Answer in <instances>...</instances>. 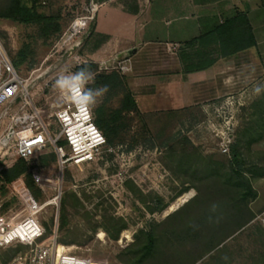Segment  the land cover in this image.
Segmentation results:
<instances>
[{"label":"rangeland","instance_id":"rangeland-1","mask_svg":"<svg viewBox=\"0 0 264 264\" xmlns=\"http://www.w3.org/2000/svg\"><path fill=\"white\" fill-rule=\"evenodd\" d=\"M136 1L121 2L133 7ZM166 1H171L167 8ZM90 3L45 0L40 9L58 15L61 25L47 39L40 38L36 26L0 20V41L10 61L22 43L30 44L32 58L16 70L30 79L32 99L46 116L62 104L55 87L58 76L95 61L92 48L103 37L92 35L94 20L80 37L82 45L71 54L55 44L74 19L91 13L95 19L98 7L91 9ZM174 5L175 0H156L145 6L142 17L198 19L186 7L175 13L169 8ZM98 71L110 70L98 64ZM87 87L92 88L91 81ZM120 98L118 92L100 97L90 107L93 121L97 106L105 103L106 112L119 109ZM105 140L90 162L71 160L61 168L49 148L29 160L40 194L34 195L22 176L10 184L0 182L4 207L24 214L50 202L36 215L46 237L56 231V241L67 251L92 261L264 264V67L247 79L238 97L180 109L123 112ZM232 145L243 158L240 176L231 169ZM16 160L12 150L0 149V170ZM247 186L250 193L243 197ZM148 234L154 241L150 253L144 248ZM29 251L23 246L0 247V264Z\"/></svg>","mask_w":264,"mask_h":264},{"label":"crops","instance_id":"crops-1","mask_svg":"<svg viewBox=\"0 0 264 264\" xmlns=\"http://www.w3.org/2000/svg\"><path fill=\"white\" fill-rule=\"evenodd\" d=\"M121 1L98 3L92 35L103 40L92 48V55L97 64L128 66L123 75L140 112L207 105L241 96L247 79L264 67V0H175L174 7H169L175 13L186 7L198 19H145L143 14L156 0H137L135 12ZM170 2L164 3L165 8ZM237 11L246 14L256 45L219 58L207 69L183 75L178 57L181 44Z\"/></svg>","mask_w":264,"mask_h":264},{"label":"built area","instance_id":"built-area-1","mask_svg":"<svg viewBox=\"0 0 264 264\" xmlns=\"http://www.w3.org/2000/svg\"><path fill=\"white\" fill-rule=\"evenodd\" d=\"M98 6V2L91 0V9ZM92 15L74 19L55 44L65 46L69 54L79 48L80 37L94 20ZM100 67L120 74L128 70L122 63H102ZM30 85V79L21 77L13 67L0 41V126H3L0 149L12 150L16 159L28 162L49 148L61 168L71 160L76 164L95 160L106 140L93 121L90 107H80L62 96V104L46 116L34 103ZM223 146V152L227 151L226 144ZM41 208L33 207L20 214L5 208L0 200V247H30L27 254H17L7 264H124L92 261L66 249L59 252L56 231L46 237L45 228L36 216Z\"/></svg>","mask_w":264,"mask_h":264},{"label":"trees","instance_id":"trees-1","mask_svg":"<svg viewBox=\"0 0 264 264\" xmlns=\"http://www.w3.org/2000/svg\"><path fill=\"white\" fill-rule=\"evenodd\" d=\"M100 3L105 0H95ZM45 4V0H0V20H6L26 26H36L40 38L47 39L57 34L61 25L58 21L59 16L47 14L40 9ZM129 11L135 12V8L128 7ZM93 27V24H92ZM256 45L248 18L244 12L237 11L234 15L225 18V20L216 25L213 29L201 33L197 37L184 41L178 49V57L182 63V74H188L201 71L212 66L219 58H228L240 51L249 49ZM33 56V51L29 43H22L11 63L15 69L29 61ZM87 68L92 73V88H99L103 85L108 86V93L118 92L121 94L120 108L106 112L105 103L100 104L94 110L95 125L102 131L104 137L109 138L110 126L117 120L123 112H134L139 114L136 102L127 85L126 77L116 70L98 71V64L87 62L76 67V71ZM62 144V142H60ZM243 158L241 152L235 145L231 146L230 165L232 171L241 174ZM264 174V168L262 169ZM23 177L26 187L34 195L38 196L40 191L35 187L31 172L27 167V162L17 159L9 167L0 170V182L2 185L10 184L19 177ZM250 193V187L247 186L242 192L246 197ZM162 206L159 207V210ZM64 219V218H63ZM63 219L61 224L63 223ZM153 237L147 235V243L144 245L145 252L150 253L153 247ZM7 261V259H3Z\"/></svg>","mask_w":264,"mask_h":264},{"label":"clouds","instance_id":"clouds-1","mask_svg":"<svg viewBox=\"0 0 264 264\" xmlns=\"http://www.w3.org/2000/svg\"><path fill=\"white\" fill-rule=\"evenodd\" d=\"M92 80V73L87 68H82L76 72L66 71L58 76L55 81V87L60 90L64 99L80 107L89 108L94 106L98 99L108 91L107 85L99 88L87 87ZM255 91L259 93L261 89L256 88Z\"/></svg>","mask_w":264,"mask_h":264},{"label":"bare ground","instance_id":"bare-ground-1","mask_svg":"<svg viewBox=\"0 0 264 264\" xmlns=\"http://www.w3.org/2000/svg\"><path fill=\"white\" fill-rule=\"evenodd\" d=\"M186 197H188V195L186 194L185 196H183L182 198H181V200L180 201H183ZM50 203V202H49ZM175 207V206H174ZM172 207H170V209H171ZM63 245H61V244H59V247H58V251L59 252H61L62 251V249H66L65 247L63 248L62 247ZM67 250V249H66Z\"/></svg>","mask_w":264,"mask_h":264}]
</instances>
